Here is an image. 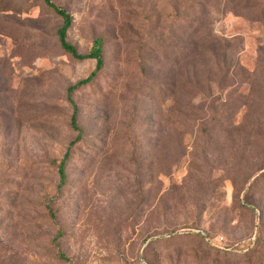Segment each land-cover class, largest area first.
Returning <instances> with one entry per match:
<instances>
[{
    "label": "rangeland",
    "instance_id": "rangeland-1",
    "mask_svg": "<svg viewBox=\"0 0 264 264\" xmlns=\"http://www.w3.org/2000/svg\"><path fill=\"white\" fill-rule=\"evenodd\" d=\"M1 1L0 264H264V0H52L79 52L106 40L58 196L96 63L42 0Z\"/></svg>",
    "mask_w": 264,
    "mask_h": 264
},
{
    "label": "trees",
    "instance_id": "trees-1",
    "mask_svg": "<svg viewBox=\"0 0 264 264\" xmlns=\"http://www.w3.org/2000/svg\"><path fill=\"white\" fill-rule=\"evenodd\" d=\"M43 4L51 10L61 21V24L59 28L56 31V37L57 42L64 54L69 56L71 59L79 62L87 61V60H94L96 63V67L94 71L86 78L78 81L76 84L70 86L67 91V97L68 101L73 107V114L71 116L70 121V128L78 132L79 135L75 140H73L70 144V147L64 154L62 158H52L49 160V163L52 167H54L59 175V184L57 186V196L61 195L64 189L69 184V174H68V164L73 156V147L80 142L82 139V133L83 129L79 125V119H80V110L78 107V104L76 103L74 99V94L79 91L80 89L87 87L89 85H92L94 81H96L103 70L106 67V58L104 54V47L106 44L105 38H96L93 42V45L89 49L87 53H81L79 52L78 48L70 41L69 39V32L71 27L74 23V17L73 15L64 7L57 5L52 0H42ZM256 1V0H255ZM14 4V1L10 0H2L1 5L3 6V10L11 9L12 5ZM253 20L260 21L263 18V9H259L257 14L252 15ZM139 66L140 70L143 74L150 76V68L147 64V61L142 58V56L139 59ZM47 210L49 213V217L52 220L53 224L55 225L57 229V238H62L64 234V230L61 226V224L58 221V216L56 211L48 204ZM260 242V240H259ZM61 257H64V254H60Z\"/></svg>",
    "mask_w": 264,
    "mask_h": 264
}]
</instances>
